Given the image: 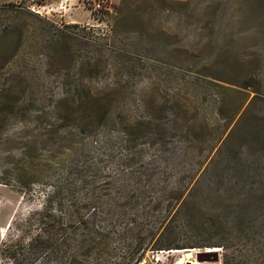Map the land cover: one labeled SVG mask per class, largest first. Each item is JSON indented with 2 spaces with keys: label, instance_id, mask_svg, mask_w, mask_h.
<instances>
[{
  "label": "rangeland",
  "instance_id": "rangeland-1",
  "mask_svg": "<svg viewBox=\"0 0 264 264\" xmlns=\"http://www.w3.org/2000/svg\"><path fill=\"white\" fill-rule=\"evenodd\" d=\"M94 1L67 11L80 25L0 3V86L20 84L0 96V250L19 247L0 264H31L48 180L76 170L162 199L164 240L182 249L139 264H264V0H107L93 12ZM84 97L106 106L104 126L67 123L46 143L36 113Z\"/></svg>",
  "mask_w": 264,
  "mask_h": 264
},
{
  "label": "trees",
  "instance_id": "trees-1",
  "mask_svg": "<svg viewBox=\"0 0 264 264\" xmlns=\"http://www.w3.org/2000/svg\"><path fill=\"white\" fill-rule=\"evenodd\" d=\"M7 6L1 5L0 8ZM0 59L3 60L1 69L8 61L1 50ZM19 89L20 84L9 79L0 86V96L3 93L16 94ZM92 99L95 104L90 103L89 97L57 99L48 110H39L35 123L46 132V143L55 142L59 127L67 123L75 125L77 134L103 127L107 108L100 104L99 98ZM29 103L35 104L32 99ZM17 105L15 98L5 108L13 111L18 109ZM19 173L15 169L12 180L22 184ZM48 181L53 183V188L44 199L40 214L41 231L27 244L31 264L42 251L54 255L58 264H139L147 251L182 249L164 240L170 211L165 209L164 215L154 214L162 199L151 201L144 190H128L124 179L115 187L114 179L101 181L76 170ZM115 188L116 191L112 192L111 189ZM177 202L178 195L175 204ZM18 248L15 244L10 253L1 248L0 254L16 258ZM214 257L211 252L200 255L203 259Z\"/></svg>",
  "mask_w": 264,
  "mask_h": 264
},
{
  "label": "crops",
  "instance_id": "crops-1",
  "mask_svg": "<svg viewBox=\"0 0 264 264\" xmlns=\"http://www.w3.org/2000/svg\"><path fill=\"white\" fill-rule=\"evenodd\" d=\"M14 1H18V0H0V3L5 2V3H9V2H14ZM41 3L44 0H40ZM48 1V4L46 6H50L53 9H56L57 11L61 12V19L65 24L68 25H80V23L77 20H74L73 17L71 16V14H69L67 11H73L77 8H81V5L79 3H77V0H45V2ZM67 2L69 4H67ZM78 4V5H75ZM68 5V8H67ZM71 5H74V7H72Z\"/></svg>",
  "mask_w": 264,
  "mask_h": 264
},
{
  "label": "built area",
  "instance_id": "built-area-1",
  "mask_svg": "<svg viewBox=\"0 0 264 264\" xmlns=\"http://www.w3.org/2000/svg\"><path fill=\"white\" fill-rule=\"evenodd\" d=\"M28 1V10L34 14H41L44 9L48 8L39 3L40 0H27ZM21 2V0H18ZM107 3V0L94 1L91 5V10L93 12H100L104 9V5Z\"/></svg>",
  "mask_w": 264,
  "mask_h": 264
},
{
  "label": "water",
  "instance_id": "water-1",
  "mask_svg": "<svg viewBox=\"0 0 264 264\" xmlns=\"http://www.w3.org/2000/svg\"><path fill=\"white\" fill-rule=\"evenodd\" d=\"M200 255H201V253H199V254H197L196 255V258L198 259V258H200ZM216 260L214 261V262H218V259L217 258H215ZM186 264H191L190 262H187Z\"/></svg>",
  "mask_w": 264,
  "mask_h": 264
},
{
  "label": "bare ground",
  "instance_id": "bare-ground-1",
  "mask_svg": "<svg viewBox=\"0 0 264 264\" xmlns=\"http://www.w3.org/2000/svg\"><path fill=\"white\" fill-rule=\"evenodd\" d=\"M213 251H215V249Z\"/></svg>",
  "mask_w": 264,
  "mask_h": 264
}]
</instances>
